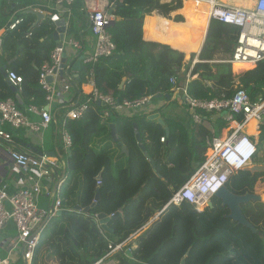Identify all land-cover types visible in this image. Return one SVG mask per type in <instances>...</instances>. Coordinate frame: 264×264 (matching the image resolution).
<instances>
[{
	"label": "trees",
	"instance_id": "trees-1",
	"mask_svg": "<svg viewBox=\"0 0 264 264\" xmlns=\"http://www.w3.org/2000/svg\"><path fill=\"white\" fill-rule=\"evenodd\" d=\"M166 1L108 0L114 4L116 17L109 28L115 53L100 60L94 68L99 91L119 100L146 96L153 99L155 95L171 93L168 81L182 68L186 50L189 49L190 53L200 50L208 16L207 10L195 1H189L187 8H182L181 0ZM178 10L184 21L180 16L173 18L177 23L166 20ZM154 11L166 18L169 35L160 36L158 19L147 18L143 27L145 36L164 42L180 53L165 45L142 41L143 18ZM211 24L224 29L223 36L228 43L235 41L237 29L223 28L215 22ZM50 31L42 24L36 30L21 25L8 32L2 53L12 54L8 59L0 60L5 66L9 58L13 59L23 51V57L13 63L10 70L22 78L18 90L22 101L39 108L45 105V93L38 85V70L48 61L54 47L48 43ZM67 33L72 35L71 24ZM214 48L216 45L205 43L199 59L208 60ZM184 68L187 72L189 64ZM235 68L242 73L249 66L243 64ZM84 72L83 67L79 71L80 78L74 79L75 92L80 91L84 83ZM128 74L132 75L131 78L124 88L119 89ZM194 75L200 81L193 80L187 86L193 98H228L233 93L234 78L230 65L196 63L190 72V76ZM204 81L211 82L212 88ZM240 85L254 99L264 86V61L241 76ZM8 98L15 99V94L0 73V101ZM111 117L108 122L117 132L119 149L121 151L123 147L127 151V154L121 152L114 164V155L108 149L97 151L91 147L95 136L102 142L110 139L109 125L100 123L98 113L89 110L79 123L66 122L72 145L67 157V180L59 192L62 212L41 235L32 264H36V256L42 250L46 258L55 257L59 264H95L113 248L112 238H117L118 243L127 241L126 248L131 247L129 241L136 244L130 256L120 252L108 257L119 264H181L182 260L184 264H264V202L241 206L242 213L257 234L228 219V210L214 198L212 208L201 212L188 203L166 207L173 193L203 163L205 137H216L225 129L224 126L220 130L221 121H217L213 134L201 126L191 133L178 123L169 128L167 136L163 126L146 120L144 116ZM134 124L138 127L147 157L137 144ZM259 131L260 143H264V124L259 126ZM161 137L165 138L164 144L160 142ZM147 159L153 161L154 168ZM253 163L261 161L255 157ZM99 181L100 186H96ZM226 186L235 194L261 195L264 194V174L238 171ZM96 193L99 199L91 207ZM117 213H121L120 216L112 218ZM99 214L108 219V231L97 229L95 219ZM131 237L134 238L131 240Z\"/></svg>",
	"mask_w": 264,
	"mask_h": 264
},
{
	"label": "built area",
	"instance_id": "built-area-1",
	"mask_svg": "<svg viewBox=\"0 0 264 264\" xmlns=\"http://www.w3.org/2000/svg\"><path fill=\"white\" fill-rule=\"evenodd\" d=\"M12 2L15 0H5ZM77 0H56V3L67 8V19L71 16V8ZM82 12L85 16L86 39L65 36L60 46L50 52L48 61L38 70V85L45 93V107L29 106L27 111L39 116V122H31L26 111L20 110L13 99L0 101V141L7 144L5 152L8 162L26 175L29 187L21 188L12 195H8L6 186L0 187V232L10 223L16 230V238L12 243L9 255L16 250L26 263H30L34 251L47 222L61 212L59 190L65 181V175L58 179L55 190L49 191L42 181L60 167V162L45 154L35 156L18 149H12V131L26 129L33 133L46 130L54 122L56 113L64 111V119L79 122L89 110H100V118L107 122L111 116L118 115L125 118L136 114L146 116L152 113L149 107L151 96L134 100H119L111 95L99 91L95 82L94 68L100 60L111 57L115 53V45L109 32L115 22L114 4L107 0H80ZM183 1V0H182ZM210 6L207 27L212 22L224 27H233L238 33L232 46L231 54L226 58L216 60L199 59V55L206 43V37L197 54H191V65L196 63L230 65L234 78L233 93L230 97L197 99L188 93L187 83L178 85L175 77H171V93L176 100L184 105L191 120V129L201 125L217 115L229 130L222 140L218 136L206 139V151L203 163L191 174L187 181L173 193L166 207L179 206L188 203L197 212L208 208L214 195L229 179L235 176L257 152L258 146L253 136L246 130L251 120L264 124V86L254 99L250 97L239 81L235 79L254 69L258 63L264 61V0H254L252 10L225 5L218 0H200ZM22 19L11 20L4 30H0V54L3 50L4 38L7 32L17 29ZM67 21L65 24V28ZM206 27V28H207ZM89 40V41H88ZM84 41L87 43L85 46ZM66 63L62 67V59ZM76 62L86 69L87 92L74 91V69ZM246 64L249 69L240 73L236 65ZM62 73V74H60ZM239 73V74H238ZM9 82L20 88L22 78L13 71L6 72ZM51 79L49 82L48 79ZM99 102L103 106H97ZM210 117V118H209ZM8 127L9 130H6ZM61 139L65 149L72 145L71 136L63 121ZM164 143L165 138L161 137ZM64 162H62L63 166ZM0 168V179H1ZM100 181L97 185H100ZM50 198L51 204L47 209L38 206L39 195ZM9 205V208L6 207ZM203 209L200 210V207ZM123 244L116 245L111 252L121 250ZM126 252H129L127 250ZM101 262L98 261L96 264ZM0 264H10L8 258L0 257Z\"/></svg>",
	"mask_w": 264,
	"mask_h": 264
},
{
	"label": "crops",
	"instance_id": "crops-1",
	"mask_svg": "<svg viewBox=\"0 0 264 264\" xmlns=\"http://www.w3.org/2000/svg\"><path fill=\"white\" fill-rule=\"evenodd\" d=\"M170 1H172V0H167L166 2H170ZM184 1L185 0L182 1V8H183V6L185 8H187L188 7V2L184 3ZM78 4H79V7L77 6ZM225 5H227V4H225ZM80 8H81V1L77 0V2L72 6L70 18L67 19V15H66V12H65V11H67V8L64 5L56 3V0H15V1H12V2H6L5 0H0V30H4V28L8 25V23L11 20L18 19V18L22 19V22L18 25V27H21V25L22 26L27 25L32 30H36L42 24H45L49 28V30H51L50 34L47 37L49 39L48 43H50L51 45L53 44L54 47H56V42L51 37L52 32L55 29V21H57V20H65V21H67L66 36H69L67 31H68L69 26L71 24V26H72V35H71V37H74L76 39V38H79V36H80L82 39H86L88 37V34H87L86 28H85V16H84V14L82 12H80ZM180 10L172 13L170 15L171 19L164 18L163 16L158 14L156 11L152 12L149 16L148 15L145 16L143 18V24H142V36H141L142 41L143 42L156 43V44H160V45H165V46H168L170 49L175 50L171 46H169L168 44H166L164 42H158V41L151 40L150 38L146 37L145 34H144L143 27H144V24H145L147 18L158 19L159 24H160L159 30H158V34L160 36L161 35L162 36H168L169 32L166 29V25H165L164 19H166L168 21H171L173 23H177V22H175L173 20V18L175 16H180L183 19V21H184L183 16L181 14H179ZM36 14L41 15L43 17L42 18H38L36 16ZM73 14L75 15L74 16L75 17V21L73 19ZM209 27H210V25H209ZM209 27H207L206 31H205V35H207L206 43L211 45V46H214L216 44L218 45L219 44L218 40H221V38L220 37L219 38L218 37L217 38L213 37L212 40H214V41H210V39L208 37L209 36V33H208ZM27 37H29V35ZM204 39H205V36H204ZM4 40H5V38H4ZM41 41H43V40H41ZM84 44H85V46L87 45V43L85 41H84ZM233 45H234V42L232 43V46ZM54 47H53V49H54ZM175 51L179 52L178 50H175ZM231 51H232V49H231ZM197 53H190L189 54V51H187L186 55H185V54H183L181 52V54H183V56L185 58L184 61H183V66L173 76V77L176 78L177 83L179 85H184V84L187 83V86H188V84L191 81H193V80L200 81V79L198 78L197 75L190 76V72L192 70V67L194 66V65L193 66L191 65V61H190L192 59L191 58L192 57L191 54H197ZM11 54L12 53L3 54L1 52L0 60H1V58L8 59V57ZM230 54H231V52H230ZM16 55H17V57H15L13 59L9 58L10 61L5 66H2L1 62H0L1 68L2 67H6V72L11 71L10 70V66L13 63L18 62V60L23 57V51L17 53ZM219 56L222 57V54L219 53V51H218V49L216 47V48H214V51L211 52V55L207 59L208 60H216V58H218ZM188 64H189V68H188L187 72H185L184 66L188 65ZM82 68L83 67H80L79 69L74 70L75 71L74 72V77H75L74 79L80 78L79 71ZM131 76H132L131 74H128L127 77L124 78L123 80L127 81L129 78H131ZM82 78L84 80L83 81L84 83L81 85L80 88L83 91V93H86L88 90H87V87H86L87 84H86L85 72L82 74ZM126 81H125V83H126ZM204 84H206L207 87H211L212 88V83L211 82L204 81ZM124 85H123L122 88H124ZM169 85L171 87L170 82H169ZM15 88L17 89V94H18L19 88H17V87H15ZM10 91L13 94H15L12 90H10ZM170 92H171V88H170ZM161 95H163L162 99L157 100V101H155L153 99L151 100V103H152L151 107L154 110L153 112H157V113L160 114V119L163 122V125H161V124L160 125L163 126L164 130L167 129V132L165 131L167 136H168L169 128L170 127L171 128L174 127L175 124H178V123L181 126H183L188 132H191V133H193L192 131H195L194 129L197 130V128L200 127V126L201 127H205L211 133L212 132L214 133V131H216V129H217L216 125L218 124L217 121L218 122L221 121L218 118L217 115H212L213 119H211V120L209 119L206 122L202 123L201 125L195 127L194 129H191L190 128L191 127L190 116H189V113H187L185 106L181 105V103H179L176 100L175 96L172 93H170V94L169 93H162ZM165 95H169V99L165 98L164 97ZM8 99H11V98H8ZM13 100L15 101V103L17 104V106H18V108L20 110L26 111V116L28 117L29 121H31L32 123L33 122L36 123V122L40 121L39 116H37L35 114H32V113L27 111L29 106H35V105H29V104L27 105V102L24 103L21 98H20L21 104H19L16 99H13ZM154 102H157V103L155 104ZM172 104H174L175 107L172 106ZM44 107H45V105L42 108H44ZM93 112L99 114L100 110H96V111H93ZM63 113H64L63 110L62 111H58L56 113L54 122H52L46 130H44V131H42L40 133H33V132H30V131H28L26 129H18L17 131H12V134H13V143H12V146H11L12 149H18V150H21L23 152H26L27 154H31V155H35V156H39L40 153L41 154H45V155H47V156H49L51 158H55L56 160H58L60 162V167H58L55 170V172L49 177V179H46V180L42 181L43 186L46 187L49 191L55 190V187H56V184L58 182V179L61 178L63 175H65L64 183L67 180V175H66L65 172H66V167H67V157L71 154V147L69 149H65L64 146H63L62 139H61L62 123H63V121L65 122V124H66V122H69V121L64 119V114ZM139 116H142V115H140L138 113L134 117H139ZM99 118H100V114H99ZM131 118H133V117H131ZM100 120H101L100 123L102 125H109V130H110V125L111 124H109L108 121L107 122H103V120L101 118H100ZM70 122H73V121H70ZM155 122L158 123L157 121H155ZM74 123H79V122H74ZM220 124H221V128H220V130H221L224 127V124H223L222 121H221ZM259 126H260V124H256L255 130H254L255 133H253L251 135L253 136L254 141H256L258 144L264 146V143H260ZM5 129L9 130L8 127H5ZM246 130H247V128H246ZM225 131L226 130L223 129L221 131V133L219 132L218 133V137L219 136L224 137L225 136ZM247 132H248V130H247ZM109 133H110V131H109ZM207 138L208 137H205L204 143L206 142ZM71 140H72V138H71ZM195 140L198 141L199 139L196 137ZM7 146H8L7 144H5L4 142L0 141V168H1V172H2L1 179H0V187L1 186H6V191H7L8 195H12L13 193L17 192L21 188L29 187L30 183L27 181L26 175L24 173H22L20 170L15 168L10 162H8L6 154H5V152L7 150ZM118 146H117V143L113 142L111 137H110L109 141H103L102 142L101 139H98L95 136L93 141H92V144H91V147L94 148L97 151L99 149H101V148H106L110 152H112V154L114 155V159L112 161L113 164L116 161L115 158L118 157V155L121 154V152H122V154H127L126 149H125V152H123L122 149L120 151V149H119L120 147H118ZM68 150L70 151V153L67 152ZM52 154H54V157L51 156ZM260 154L261 153L259 151L257 156L259 157ZM257 156H256V158H257ZM62 162H64L63 166H62ZM261 163H263V162H261ZM96 186H100V185H96ZM59 192H60V190H59ZM96 194H98V193H96ZM98 199H99V195H98ZM94 200H95V198H94ZM50 204H51L50 198H48L47 196L41 195V194L39 195V197H38V206L40 207V209H47L50 206ZM6 207L9 208V205L6 204ZM91 207H92V205H91ZM76 211H78V210H76ZM61 212H62V208H61ZM61 212L58 214L57 217L52 218L51 220H49L47 222L46 226L44 227L45 231L48 229V227L50 226V224L53 221H57L58 220L59 216L61 215ZM120 214L121 213H119V216H120ZM97 216H96V219H95V223H96L97 229H99L100 231L105 230V229H102L100 227V225L98 224ZM152 221H153V219L151 221H149L147 225H149ZM44 230H43V232H44ZM43 232H42V234H43ZM15 238H16V230H15V227L13 226V224L10 223V224H8L6 226V228L2 232H0V257L8 258L10 260V264H32L35 255L33 256V259L31 260L30 263H26L23 260L22 256L20 255V251L19 250H16V252H13V254L11 256H8L9 255V251H10L11 246H12V243L15 241ZM133 238L134 237H131V240ZM110 240L114 243L113 248L116 245H118V244H123V246H122L121 250H118V251H115V252H111L112 249H113L112 248L111 251L106 256H104L103 258L100 259L101 262L99 264H104V263L105 264H109V263H113V262L118 263V261L111 260L108 257L111 254L120 253V252H123L127 256H130L131 250H134L136 248V244L134 243V241H129V242H131V244H130L131 247L126 248V242L127 241H123L121 243H118L117 242V238H112ZM127 250H129V252H126ZM36 258H37L36 264H59L55 257L46 258V253L43 250L39 252V254L36 256ZM100 260H98V261H100Z\"/></svg>",
	"mask_w": 264,
	"mask_h": 264
},
{
	"label": "water",
	"instance_id": "water-1",
	"mask_svg": "<svg viewBox=\"0 0 264 264\" xmlns=\"http://www.w3.org/2000/svg\"><path fill=\"white\" fill-rule=\"evenodd\" d=\"M36 16L38 18H42L43 16L36 14ZM65 24L66 21L65 20H57L55 21V29L52 32L51 37L54 39V41L56 42V46H60L61 41L63 40V38L66 36V28H65ZM66 63V58L63 57L62 59V67L64 66V64ZM81 67L80 62H76L73 69L77 70ZM0 73L2 75V77L6 80L10 90H12L16 95H15V99L17 100V102L19 104H21L20 101V97L17 94V89L11 85V83L9 82V80L7 79L6 76V67H2L0 69ZM62 74V73H60ZM48 81L50 82L51 79L49 78ZM126 80H123L119 86V89H122L123 85L125 84ZM165 98L169 99V95H165ZM163 98V95L158 94L155 95L153 97V100L157 101ZM97 106H103L102 104H100L99 102L96 103ZM152 106V103L150 102V105ZM158 109V108H157ZM146 120L148 121H157L159 124L163 125L162 120L160 119V114L157 112H153L150 114H147L146 116H144ZM134 130H135V138L137 141V144L140 148V150L143 152L144 156L147 157V154L144 152V147L141 143V138L138 132V127L137 125L134 124ZM167 132V129L165 130ZM110 137L113 140V142L117 143L119 145V147H121V144L119 143V139L117 137V132L114 128V126L111 124L110 125ZM123 152H125V148H121ZM68 153H70V151H67ZM42 154L40 153L39 156H41ZM52 157H54V154L51 155ZM149 164L151 165L152 168H154V163L151 159H147ZM214 199L218 200L221 202V206L225 207L228 210V214H227V218L230 219L232 222H235L241 226H243L244 228L249 229L253 234H257V230L253 227V225L245 218L244 214L241 211V206L243 205H247L249 203H253L251 201L250 195L245 192L244 194H235L233 192H231L227 186H224L223 188H221L215 195H214ZM98 201V194H96L95 196V200L94 203L92 204V207L96 204V202ZM208 208H212V202H210V204L208 205ZM76 210H79L78 207L75 208ZM87 211V210H85ZM119 216V213L115 214L112 216V218H117ZM97 222L100 225V227L102 229H105L106 231H108L106 224L108 222V219L105 217L104 214H99L97 216ZM181 264H184V260L181 261Z\"/></svg>",
	"mask_w": 264,
	"mask_h": 264
},
{
	"label": "bare ground",
	"instance_id": "bare-ground-1",
	"mask_svg": "<svg viewBox=\"0 0 264 264\" xmlns=\"http://www.w3.org/2000/svg\"><path fill=\"white\" fill-rule=\"evenodd\" d=\"M189 1H191V0H185L184 1V3L185 2H188V4H189ZM192 1H195V2H197L198 4H201V6L203 7V8H205L206 10H207V16L209 17V12H210V6L208 5V4H204V2H201L200 0H192ZM219 1V0H218ZM221 2H223L224 4H227V5H229V6H232V7H238V8H245V9H247V10H252L253 9V5H254V0H249L250 2V4H249V6H247V5H244L243 3H241V2H237V3H234V1L233 0H220ZM219 1V2H220ZM247 2V1H246ZM183 3V4H184ZM187 51H189V49L188 50H186L185 51V54H186V52ZM189 54H190V51H189ZM246 65V64H245ZM256 124H258V122H256L255 120H251V121H249V123H248V125H247V130H248V132L250 133V134H253V133H255V126H256ZM254 125V127H253V129H252V126ZM225 136L224 137H222V136H219V138L220 139H224L225 137H226V135L228 134V132H229V130H228V128L225 126ZM255 143L257 144V146H258V149H257V152L255 153V155L253 156V158H251L246 164H244L239 170H237V172L238 171H241V172H248V173H250L251 175H253V174H264V163H253V160L255 159V157L257 156V154L259 153V151H260V149H259V144L255 141ZM236 172V173H237ZM249 195H250V198H251V201L253 202V203H255V202H264V194H261V195H254V194H250V193H248ZM203 209V206L202 207H200V210H202Z\"/></svg>",
	"mask_w": 264,
	"mask_h": 264
},
{
	"label": "rangeland",
	"instance_id": "rangeland-1",
	"mask_svg": "<svg viewBox=\"0 0 264 264\" xmlns=\"http://www.w3.org/2000/svg\"><path fill=\"white\" fill-rule=\"evenodd\" d=\"M234 1V3H237V2H241V3H243L244 5H247L248 4V2H249V0H233ZM247 1V2H246ZM75 15L73 14V19H74V21H75V17H74ZM223 27V26H222ZM223 28H225V27H223ZM209 31H208V33H209V39H210V41H214V40H212V38L213 37H220L221 38V40H218V42H219V44L217 45L216 44V47H217V49H218V51H219V53L220 54H222V57L221 56H219L218 58H216V59H220V58H223V59H226L227 57H228V55L230 54V52H231V49H232V43H228L227 41H226V38L223 36L224 35V29H221L220 27H218V28H215L212 24H211V26L209 27V29H208ZM207 44V43H206ZM209 45V44H208ZM214 47H215V45H214ZM186 55V54H185ZM187 57V56H186ZM185 59V58H184ZM241 78V77H240ZM240 78H238V79H235V81H239V83H240ZM155 104L157 103V102H154ZM172 106H174V104H172ZM175 107V106H174ZM253 127H254V125L252 126V129H253ZM259 149H260V156L258 157L257 156V160H260L261 162H263L264 163V146L263 145H260L259 144ZM40 208V207H39ZM263 208V210H264V206L262 207ZM116 261V260H115ZM105 264V263H104ZM109 264H119V263H115V262H113V263H109Z\"/></svg>",
	"mask_w": 264,
	"mask_h": 264
},
{
	"label": "clouds",
	"instance_id": "clouds-1",
	"mask_svg": "<svg viewBox=\"0 0 264 264\" xmlns=\"http://www.w3.org/2000/svg\"><path fill=\"white\" fill-rule=\"evenodd\" d=\"M182 1V0H181ZM113 216V215H112Z\"/></svg>",
	"mask_w": 264,
	"mask_h": 264
}]
</instances>
